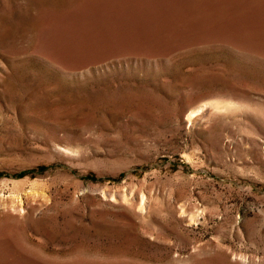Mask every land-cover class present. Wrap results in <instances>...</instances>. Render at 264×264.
Listing matches in <instances>:
<instances>
[{
	"label": "rangeland",
	"instance_id": "rangeland-1",
	"mask_svg": "<svg viewBox=\"0 0 264 264\" xmlns=\"http://www.w3.org/2000/svg\"><path fill=\"white\" fill-rule=\"evenodd\" d=\"M0 264H264V0H0Z\"/></svg>",
	"mask_w": 264,
	"mask_h": 264
},
{
	"label": "bare ground",
	"instance_id": "bare-ground-1",
	"mask_svg": "<svg viewBox=\"0 0 264 264\" xmlns=\"http://www.w3.org/2000/svg\"><path fill=\"white\" fill-rule=\"evenodd\" d=\"M127 1V0H126ZM145 4V3H144Z\"/></svg>",
	"mask_w": 264,
	"mask_h": 264
}]
</instances>
